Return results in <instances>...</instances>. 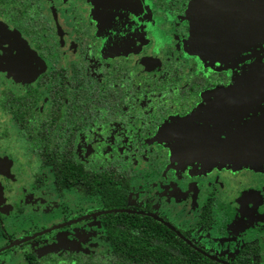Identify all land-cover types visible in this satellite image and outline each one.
Listing matches in <instances>:
<instances>
[{"label":"flooded vegetation","instance_id":"af4514ba","mask_svg":"<svg viewBox=\"0 0 264 264\" xmlns=\"http://www.w3.org/2000/svg\"><path fill=\"white\" fill-rule=\"evenodd\" d=\"M75 190L92 207L65 219ZM167 240L264 264V0H0V264H147L126 250Z\"/></svg>","mask_w":264,"mask_h":264},{"label":"trees","instance_id":"16d2710c","mask_svg":"<svg viewBox=\"0 0 264 264\" xmlns=\"http://www.w3.org/2000/svg\"><path fill=\"white\" fill-rule=\"evenodd\" d=\"M56 167V172L57 174L60 172L62 173V178L59 180L62 184L71 186L73 182H75L77 179L79 180L80 177H85L84 172L82 170H77L73 168H68L66 169L63 164H58ZM59 175V174H58ZM118 216H123L121 214H116V215H110V217L113 219L115 223L120 224L121 221L115 220ZM115 229V232H111L108 230V232L112 236H117L119 235L117 232L121 230L120 226H113ZM151 236H153L152 233H150ZM161 234L160 230H157L156 232V237L159 239V235ZM177 249L173 247L169 241L167 240L166 244H162L161 242L157 241L156 243H151V245L148 246L147 249H135V248H130L126 250L127 254H139V256L143 257L145 254H147V257L151 261L150 263L147 264H184L185 262L178 263L181 258L187 257L186 254L189 252L187 250L180 249L179 251H176ZM117 255H119V251L115 249ZM186 260L185 258L182 259ZM188 263V262H187ZM191 264V263H189Z\"/></svg>","mask_w":264,"mask_h":264},{"label":"rangeland","instance_id":"374dc122","mask_svg":"<svg viewBox=\"0 0 264 264\" xmlns=\"http://www.w3.org/2000/svg\"><path fill=\"white\" fill-rule=\"evenodd\" d=\"M12 143H16V140H13ZM34 166H35V164H29V170H32V168ZM134 173H135V176H134L135 180L134 181L136 183H138V181L141 178L143 171H142V169H138V170L134 171ZM24 180L29 181V179H25V178H24ZM90 207H92L91 204L89 202L81 199L79 196V192L76 190L72 191L68 194H65V201L62 200V211L65 213V219L71 217L73 214L86 211ZM67 230H68V236L70 237L68 240L70 242L77 241V245L80 248H82L85 241L80 243V239L77 237V233L82 234L83 232L86 231V232H91V233L93 232V233L97 234V231H98L94 221H89L86 224L76 225L74 227H69ZM64 232L65 231H62V234H64ZM13 233H15V231ZM58 235L59 234H57L56 236H58ZM84 236H88L89 241H94V234H92V235L85 234ZM49 239L51 241L57 240V238H54V237H51ZM89 250L95 251V250H97V248L95 246H91L89 248ZM21 251L25 252L26 249L22 248ZM66 253H72V252H66Z\"/></svg>","mask_w":264,"mask_h":264}]
</instances>
